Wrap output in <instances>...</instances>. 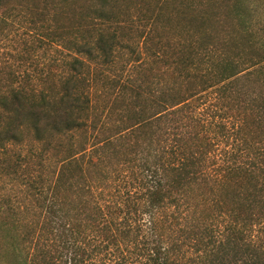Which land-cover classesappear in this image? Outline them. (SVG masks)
<instances>
[{"label": "trees", "instance_id": "obj_1", "mask_svg": "<svg viewBox=\"0 0 264 264\" xmlns=\"http://www.w3.org/2000/svg\"><path fill=\"white\" fill-rule=\"evenodd\" d=\"M0 264H264V0H0Z\"/></svg>", "mask_w": 264, "mask_h": 264}, {"label": "rangeland", "instance_id": "obj_2", "mask_svg": "<svg viewBox=\"0 0 264 264\" xmlns=\"http://www.w3.org/2000/svg\"><path fill=\"white\" fill-rule=\"evenodd\" d=\"M130 35V37H134V39H135V35H134V32L131 34H129ZM126 42H124V45H126L125 44ZM127 44L128 45H131V47H133L134 49H135V51H138L139 50V41H133L131 38L129 39V40H127ZM127 50V49H126ZM121 53H126L125 52V50H122V52ZM25 203H27V199H24L23 200Z\"/></svg>", "mask_w": 264, "mask_h": 264}]
</instances>
